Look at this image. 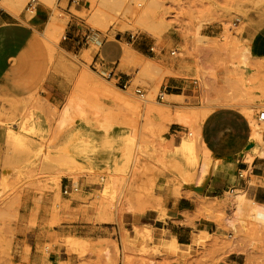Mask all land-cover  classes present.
<instances>
[{
	"label": "rangeland",
	"instance_id": "1",
	"mask_svg": "<svg viewBox=\"0 0 264 264\" xmlns=\"http://www.w3.org/2000/svg\"><path fill=\"white\" fill-rule=\"evenodd\" d=\"M28 1L0 0V8L20 16ZM38 1L41 13H53L39 34L48 49L47 85L0 108V264H264V227L238 217L239 192L208 204L206 217L217 226L195 233L188 246L173 243L165 222L172 182L202 186L212 153L258 143L257 125L264 133V67L246 41L252 25L264 24V0H84L71 13L96 31L99 44L62 61L68 0ZM119 47L134 54L140 47L143 55L124 75L146 91L145 101L91 69L96 53L109 60ZM172 75L180 89L168 81ZM165 87L168 95H194L193 103L185 96L160 101ZM185 140L195 149L182 155ZM244 155L250 163L257 157L248 148ZM71 182L81 192L66 197L62 185ZM148 208L158 222L119 229L126 211Z\"/></svg>",
	"mask_w": 264,
	"mask_h": 264
},
{
	"label": "crops",
	"instance_id": "2",
	"mask_svg": "<svg viewBox=\"0 0 264 264\" xmlns=\"http://www.w3.org/2000/svg\"><path fill=\"white\" fill-rule=\"evenodd\" d=\"M83 2L84 0L78 7H84ZM72 7L68 6V9L61 8L65 14L71 16L66 32H71L79 25L78 19L71 13ZM44 14L39 12L36 17L29 19L25 12L17 16L9 10L0 8V108L3 107L4 102L10 103V100L20 101L27 97L33 88L41 86V89L45 90L48 82L45 74L49 56L48 49L40 39L39 34L46 31L47 21L51 20L53 13L47 11L46 15ZM247 32H251V35L246 39L250 53L257 61H261L264 67V24L257 28L252 25ZM110 44L115 45V43ZM101 47L103 48V45ZM60 48L63 52H58V61L68 59L66 54L79 53L82 56L83 52L88 50V48L79 47L73 39L63 42ZM119 48V54L112 59L106 60L101 56L108 65L117 64V69L120 68L123 62L121 71L124 75L129 72L131 67L129 65L134 60H138L139 56L143 54L140 52V47L135 48L136 55L125 51L122 47ZM74 57H78L77 54H74ZM32 62L35 67L31 73L29 66ZM171 80L172 84H178L173 88H181L179 77L172 75L168 81ZM59 89L62 90V87H59ZM168 96L189 97L190 104L193 103L195 98L194 95L188 96L179 91H172ZM56 103L58 102L56 101ZM4 107L9 109L7 105ZM172 118H175V115L172 114ZM177 124L172 123V127L181 128ZM247 145L232 153H212L217 157L219 163L213 168L211 177L202 186L195 185L191 188L177 189L172 182V190L169 191L168 198V219L165 222L170 224L171 228H168V231L174 244L181 247L188 246L195 233L205 234L213 231L217 224L213 219L206 217L208 204L221 199L232 190L235 191L234 194L245 192L246 197L250 198L249 200L264 205V164L260 162L261 157H255L251 163L244 158V153L250 142ZM206 149L211 151L208 147ZM240 173L245 174V178H241ZM178 194H180V197H178ZM158 221L159 213L151 208L138 212L126 211L122 215L118 227L120 229L121 225H135L144 222L152 224Z\"/></svg>",
	"mask_w": 264,
	"mask_h": 264
},
{
	"label": "built area",
	"instance_id": "3",
	"mask_svg": "<svg viewBox=\"0 0 264 264\" xmlns=\"http://www.w3.org/2000/svg\"><path fill=\"white\" fill-rule=\"evenodd\" d=\"M81 4L82 0H68V5L70 6H80ZM24 12L27 16H30V18L36 17L40 12V2L38 0H29ZM69 39H73L79 47L87 46L89 48L91 44L98 43L96 31L92 28L84 27L83 25H77L71 32H65L63 40L67 41ZM150 50L152 54H156L155 47H152ZM175 54L176 51H173L172 55ZM151 59H154V56H152ZM91 69L96 75L108 81L114 82L115 86L120 90L126 93H132L140 100H146V91L142 87L135 85L130 77L124 76L120 73L117 69V64L113 63L108 65L101 54L96 53L91 64ZM195 83H197V81H195ZM166 96H168V87H165L163 91L159 93L158 99L163 102ZM258 119L260 122H264V110L258 114ZM189 135L191 136L192 134L189 133ZM239 176L241 178H245V174L243 173H240ZM80 192L81 187L75 182L62 185V194L66 197H71L72 195L79 194ZM234 192L235 191L232 190L230 191V194L234 195Z\"/></svg>",
	"mask_w": 264,
	"mask_h": 264
},
{
	"label": "bare ground",
	"instance_id": "4",
	"mask_svg": "<svg viewBox=\"0 0 264 264\" xmlns=\"http://www.w3.org/2000/svg\"><path fill=\"white\" fill-rule=\"evenodd\" d=\"M111 5V3H108ZM114 5V4H113ZM115 7V5L113 6ZM13 8V7H12ZM149 10V8L147 9ZM152 10V9H151ZM148 11L149 13L151 12ZM10 11V10H9ZM147 12V13H148ZM145 13H146V8H145ZM105 15H107L108 17L110 16L109 14L107 13H103ZM99 16V15H98ZM144 18V17H143ZM142 18V19H143ZM145 19V18H144ZM93 20V19H92ZM147 19H145L146 21ZM96 21V20H95ZM101 20L97 21V22H100ZM144 21V20H143ZM149 21V20H148ZM147 21V22H148ZM96 22V24H98ZM102 22V21H101ZM139 22V19L138 21ZM95 23V22H94ZM93 23V24H94ZM140 23V22H139ZM100 24V23H99ZM98 24V25H99ZM50 25V24H49ZM106 27V26H105ZM108 27V26H107ZM106 27V28H107ZM53 28V26H52ZM100 28V27H99ZM104 28V27H103ZM61 29V28H60ZM101 29V28H100ZM52 31H55L54 29H52ZM51 32V31H50ZM53 32H51L52 34ZM50 34V33H49ZM95 50V49H94ZM133 51V50H132ZM139 54V53H138ZM140 55V54H139ZM144 58V57H143ZM147 65V64H146ZM148 67V66H147ZM142 68H145V65L144 67ZM143 70H141V73H142ZM147 71H150V70H147V68L144 69V72L147 73ZM144 73V74H145ZM138 80V79H137ZM169 98H171L169 96ZM175 98V97H173ZM172 99V98H171ZM125 100V99H124ZM120 101L122 102V100L120 99ZM150 102V101H149ZM126 104L125 105H129V104H132L131 102H124ZM144 105V104H143ZM147 106V105H146ZM127 107H130L127 106ZM132 107V106H131ZM129 109V108H128ZM146 109V108H145ZM131 110V109H130ZM252 110V109H251ZM134 111V110H133ZM144 111V110H143ZM203 111V110H202ZM157 114H159L160 116H165L163 112H156ZM179 116H183V115H179ZM197 120V119H196ZM195 121V120H193ZM196 122V121H195ZM257 125V124H256ZM39 129V126L38 125H34L33 127V130H38ZM195 129V128H194ZM198 129V128H197ZM196 132V130L194 131ZM197 133V132H196ZM253 134H254V137L257 139V141H259L258 143L255 144V142H250V145L248 147V151H249V156L252 158L254 155L257 156V157H261V158H264V140H263V127L260 126V125H257L256 127H254V130H253ZM194 135V133H193ZM7 136V135H6ZM195 137V136H194ZM188 138V137H187ZM197 138V137H196ZM193 139V138H192ZM198 145V144H197ZM204 146V145H203ZM205 148V147H204ZM194 149H195V144H194V141L193 140H185L183 143H181V148H180V152L182 155H186V154H191L194 152ZM200 149V148H199ZM206 150V153H210V151H208L207 149ZM166 152V151H165ZM203 153H205V151H203ZM214 156V155H213ZM196 157V156H194ZM209 159V158H208ZM214 160L213 163H212V171H213V168L217 165V157L214 156L213 158ZM196 160V159H195ZM203 160V159H202ZM206 160V159H204ZM204 162V161H203ZM202 164V163H201ZM205 164V163H204ZM191 165V164H190ZM198 166V165H197ZM196 166V167H197ZM209 166V165H208ZM198 168V167H197ZM200 168V167H199ZM208 169V168H207ZM201 171V170H200ZM205 172H208L205 170ZM186 174V173H185ZM202 175V174H200ZM200 180V179H199ZM238 194V193H237ZM249 201L247 198H246V194L245 192H239L238 195H236V213L238 215V217L243 221V222H246V220L250 221L251 223L252 222H256L259 226H262L264 227V205L262 204H257V202H254L252 206L249 205ZM255 205H257L258 208L254 207ZM148 230V229H147ZM143 235V234H142ZM148 235V233L146 234ZM145 235V236H146ZM144 237V236H143ZM148 238V237H147ZM152 239V238H151ZM150 239V240H151ZM178 244V243H177Z\"/></svg>",
	"mask_w": 264,
	"mask_h": 264
}]
</instances>
